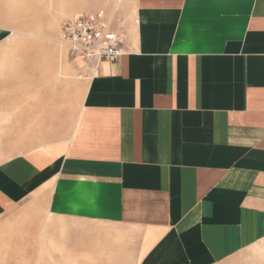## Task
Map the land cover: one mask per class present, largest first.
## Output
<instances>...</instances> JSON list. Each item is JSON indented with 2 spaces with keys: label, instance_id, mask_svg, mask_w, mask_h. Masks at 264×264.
I'll list each match as a JSON object with an SVG mask.
<instances>
[{
  "label": "crops",
  "instance_id": "1",
  "mask_svg": "<svg viewBox=\"0 0 264 264\" xmlns=\"http://www.w3.org/2000/svg\"><path fill=\"white\" fill-rule=\"evenodd\" d=\"M117 3L123 54L87 64L65 139L0 162V217L44 197L136 231V264H264V0Z\"/></svg>",
  "mask_w": 264,
  "mask_h": 264
},
{
  "label": "rangeland",
  "instance_id": "2",
  "mask_svg": "<svg viewBox=\"0 0 264 264\" xmlns=\"http://www.w3.org/2000/svg\"><path fill=\"white\" fill-rule=\"evenodd\" d=\"M120 10L117 0H0V25L8 28L0 43V162L69 134L87 63L63 46L58 71L59 23L85 12L115 22ZM118 22L126 27V18ZM138 259L136 231L49 216L44 197L28 198L0 217V264H136Z\"/></svg>",
  "mask_w": 264,
  "mask_h": 264
},
{
  "label": "built area",
  "instance_id": "3",
  "mask_svg": "<svg viewBox=\"0 0 264 264\" xmlns=\"http://www.w3.org/2000/svg\"><path fill=\"white\" fill-rule=\"evenodd\" d=\"M59 41L67 53L93 68L102 61H114L123 54L120 34L109 17L85 12L59 23Z\"/></svg>",
  "mask_w": 264,
  "mask_h": 264
},
{
  "label": "bare ground",
  "instance_id": "4",
  "mask_svg": "<svg viewBox=\"0 0 264 264\" xmlns=\"http://www.w3.org/2000/svg\"><path fill=\"white\" fill-rule=\"evenodd\" d=\"M58 41H59V40H58ZM58 48L60 49L61 52L64 50V49H63V45H62V43H60V41H59ZM44 237H45V236H44Z\"/></svg>",
  "mask_w": 264,
  "mask_h": 264
}]
</instances>
